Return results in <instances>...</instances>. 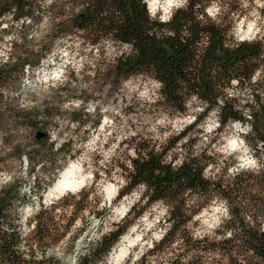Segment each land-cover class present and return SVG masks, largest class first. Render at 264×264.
Here are the masks:
<instances>
[{
	"label": "rangeland",
	"instance_id": "obj_1",
	"mask_svg": "<svg viewBox=\"0 0 264 264\" xmlns=\"http://www.w3.org/2000/svg\"><path fill=\"white\" fill-rule=\"evenodd\" d=\"M36 1L32 20L18 22L11 15L0 19V63L21 55L20 51L27 54L30 65L38 62L34 69L25 64L22 72L15 70L0 85V190L13 180L19 189L9 213L18 219L23 244L35 247L33 218L41 204L57 201L58 211L63 209L72 218L66 227V219L56 218L60 227L42 249L60 264H77L88 255L92 264H110L112 253L126 236L132 242L117 264H140L136 259L159 241L167 227V209L160 202L147 205L107 255L93 252L100 236L122 223L144 191L138 186L117 198L126 181L123 166L136 155L135 149L162 152L165 161L173 165L189 154L199 156L208 162L206 175L215 180L264 167V154L258 160L245 143L242 135L249 130L248 123L234 121L218 130L217 108L182 136L204 107L198 99L191 98L186 112L177 113L156 100L159 83L150 76L113 77L110 83L109 64L125 46L105 42L99 55L96 47L83 44L74 34L64 35L54 19L61 11L77 13L81 5L74 0ZM146 1L150 15L160 20H167L185 3L158 0L152 7L150 0ZM223 2L227 5L223 20L230 24L233 40L264 41V0ZM218 11L219 4L212 2L206 14L215 18ZM44 71L56 72L43 78ZM239 91L236 83L229 90L232 95H239ZM22 113L29 117L23 120ZM37 132L44 136L37 138ZM62 143L67 144L64 153L57 149ZM49 146L53 148L49 150ZM72 164L86 177V184L48 196L50 186ZM227 211L224 200H211L193 216L187 230L175 235L168 248L157 246L145 260L160 264L187 254L190 260L197 256V264H227L222 250L213 246L230 233L222 227ZM187 239L201 241L198 251L185 243ZM35 254L39 257L41 252Z\"/></svg>",
	"mask_w": 264,
	"mask_h": 264
},
{
	"label": "trees",
	"instance_id": "obj_2",
	"mask_svg": "<svg viewBox=\"0 0 264 264\" xmlns=\"http://www.w3.org/2000/svg\"><path fill=\"white\" fill-rule=\"evenodd\" d=\"M36 0H0V19L11 15L14 21L32 20ZM81 9L67 15V11L54 14L64 35L74 34L82 43L96 47L99 55L103 43L125 46L109 64L108 80L136 75L150 76L159 83L156 100L177 113L187 110L191 98L198 99L204 107L195 115L187 131L199 124L213 108L219 112L218 127L223 129L231 122L248 123L249 130L242 135L245 143L258 160L264 154V41L262 39L233 40L230 24L224 22L227 5L223 0H185L175 8L167 20L150 15L146 0H74ZM219 4L218 16L206 14L208 5ZM66 5H63L65 7ZM68 8V6H66ZM0 63V85L16 70L22 72L28 63L23 51ZM24 54V55H23ZM14 60L13 62L11 60ZM233 83L239 95L229 90ZM248 95L249 98H245ZM2 95H0V100ZM21 118L27 119L28 113ZM248 116V117H247ZM66 143L58 151L64 153ZM49 150L53 146L48 147ZM136 155L123 166L125 184L117 198L142 186L141 198L133 203L121 224L100 236L95 250L107 255L130 224L138 218L147 205L160 202L166 207L167 227L158 242H153L147 252L136 259L146 261L147 253L162 245L168 248L177 233L188 229L193 216L213 199L227 204V218L222 227L229 231L227 238L213 244L227 264H264V167L240 170L226 179L207 176L208 162L192 154L183 157L177 165L165 161L164 153L154 149H135ZM19 192L16 181L0 190V264H60L47 255L43 246L54 239L60 223L56 218L71 215L58 211L57 201L41 204L33 218V235L37 244H23L18 219L10 215ZM144 200V205L141 201ZM60 212V213H59ZM201 241L187 239L185 243L196 251ZM25 249L22 250L21 248ZM41 252L38 257L35 253ZM198 251V250H197ZM200 251V250H199ZM187 254L167 258L160 264H197L198 257L187 259ZM91 255L77 264H92ZM135 264V262H132Z\"/></svg>",
	"mask_w": 264,
	"mask_h": 264
},
{
	"label": "bare ground",
	"instance_id": "obj_3",
	"mask_svg": "<svg viewBox=\"0 0 264 264\" xmlns=\"http://www.w3.org/2000/svg\"><path fill=\"white\" fill-rule=\"evenodd\" d=\"M157 3L158 0H150V4L152 7L157 5ZM55 72L56 71H53L47 74V72L44 71L43 78L54 76ZM85 184L86 177L84 175L78 174V168L72 164L62 170L59 178L52 184V186H50L47 195H53L56 193L63 192L65 190L74 191L83 187ZM108 194L110 195V193ZM127 237L128 236L124 237L121 240L118 249L114 253H112L110 264H117L120 256L125 253L126 249L128 248V245L131 244L132 240L128 239Z\"/></svg>",
	"mask_w": 264,
	"mask_h": 264
},
{
	"label": "water",
	"instance_id": "obj_4",
	"mask_svg": "<svg viewBox=\"0 0 264 264\" xmlns=\"http://www.w3.org/2000/svg\"><path fill=\"white\" fill-rule=\"evenodd\" d=\"M44 136V133L43 132H37L36 134V137L37 138H40V137H43Z\"/></svg>",
	"mask_w": 264,
	"mask_h": 264
}]
</instances>
